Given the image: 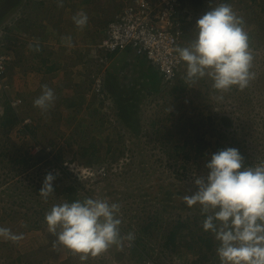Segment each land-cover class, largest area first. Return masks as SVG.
Returning a JSON list of instances; mask_svg holds the SVG:
<instances>
[{"label": "rangeland", "instance_id": "obj_1", "mask_svg": "<svg viewBox=\"0 0 264 264\" xmlns=\"http://www.w3.org/2000/svg\"><path fill=\"white\" fill-rule=\"evenodd\" d=\"M185 1L191 11L186 45L197 20L220 3L243 18L254 57L248 87L219 93L208 78L186 82L185 70L173 84L159 73L143 83L135 73L116 81L107 64L105 97L92 87L89 111L71 108L62 88L53 106L41 112L34 106L41 91L34 96L31 89L41 74L31 66L63 61L67 70L89 75L97 63L91 50L121 1L0 0V29L7 31L12 58L0 81V120L8 116L7 103L22 101L18 123L0 127V155L12 140L34 158L28 169L0 166V227L23 235L18 242L0 239V264H220L213 234L202 229L200 208L186 207L182 197L196 191L194 175H207L205 165L216 152L236 148L244 166L264 163V0ZM37 8L41 18L51 19L55 38V45L38 42L39 51ZM79 13L88 17L82 28L73 21ZM70 80L66 76V88ZM90 116L96 125L82 127ZM49 173L55 176L54 191L44 200L39 191ZM85 198L118 203L121 235L132 233L134 240L84 262L56 244L45 214L54 204Z\"/></svg>", "mask_w": 264, "mask_h": 264}, {"label": "clouds", "instance_id": "obj_2", "mask_svg": "<svg viewBox=\"0 0 264 264\" xmlns=\"http://www.w3.org/2000/svg\"><path fill=\"white\" fill-rule=\"evenodd\" d=\"M73 21L82 28L88 17L79 13ZM243 25V18L228 3L201 16L194 38L175 49L185 68V81L208 78L219 93L248 87L255 76L251 71L254 57ZM35 50L39 51L38 44ZM55 100L54 91L45 85L34 106L47 112ZM205 168L206 176L194 175L196 191L182 199L186 207L200 208L205 217L202 229L213 234L220 264H264V163L246 167L238 149L226 148L212 154ZM54 181L53 174L45 176L39 191L44 200L53 195ZM119 213L120 205L107 198L65 200L50 208L45 222L56 236L55 243L84 262L134 240L132 233L121 235ZM0 239L18 242L23 235L0 227Z\"/></svg>", "mask_w": 264, "mask_h": 264}, {"label": "built area", "instance_id": "obj_3", "mask_svg": "<svg viewBox=\"0 0 264 264\" xmlns=\"http://www.w3.org/2000/svg\"><path fill=\"white\" fill-rule=\"evenodd\" d=\"M121 9L103 32V38L91 50L96 59L93 74L96 96L105 97L102 69L110 55L127 50L146 59L165 84L179 80L185 68L178 62L175 49L186 46V26L191 11L185 0H120ZM5 29H0V81L6 80L12 58ZM21 100L13 102L17 109Z\"/></svg>", "mask_w": 264, "mask_h": 264}, {"label": "crops", "instance_id": "obj_4", "mask_svg": "<svg viewBox=\"0 0 264 264\" xmlns=\"http://www.w3.org/2000/svg\"><path fill=\"white\" fill-rule=\"evenodd\" d=\"M120 9H121V3L120 5L118 4V8L115 12V15L111 19V21L120 12ZM34 17H35L34 29H37V31H40L42 33V34H36L37 37L35 40L37 41L35 42V44H37L38 42H42V41L46 43L48 41L55 45V42L53 41V39H55L54 30H53L54 25L50 21L51 19L49 20L45 18L44 20L43 17L41 18L39 9L37 10V13L34 15ZM42 24L43 26H41ZM105 29L106 28L101 30L99 41L98 42L95 41L97 44L101 42L103 38V32ZM61 30H62L61 33L64 37L65 35V32L63 31L64 27ZM51 49L53 48H50V50ZM51 61H48L47 59L46 61H44V63L41 66H36V65L31 66L32 68H30V71L36 72L35 69L37 71H40L39 73L41 75H39V77L42 78V79L40 78L39 82H37L38 85L31 86V89L33 90L32 95L35 96V95L40 94V93H35V92L38 90L42 91V88L45 85L51 88L54 91L56 96L57 94L60 93L62 88H64V91H66L65 93H67L69 96L70 100H68L67 102H70L69 105H71V108L79 107L80 111L81 110L83 111V109L84 110L87 109L89 111L92 107L91 104L94 99V97L93 98L90 97L91 89L93 87V74L94 72H97L98 69H92V72L89 71V75L88 74L82 75L83 73L80 74L76 67L72 68L71 70H67L66 69L67 67L63 61H53V60ZM95 68H96V64H95ZM79 69H81V67ZM106 70H107V73L110 74V76L113 77V79H115L116 81L122 76L123 78L124 77L126 78L135 73L136 75H138L137 77H139L142 80V83L146 79L153 78L152 76L158 73L149 66L146 59L135 56L132 53V51H129V50L122 52V53L110 55V61L107 65ZM66 76L70 77L71 79L70 86H68L67 88H66ZM105 77H106V74H105ZM122 96L124 97L123 94ZM90 118L91 119L85 120V123L87 122V124L82 127L92 128L93 126L96 125V122L94 121L95 118H93L92 116H90Z\"/></svg>", "mask_w": 264, "mask_h": 264}, {"label": "trees", "instance_id": "obj_5", "mask_svg": "<svg viewBox=\"0 0 264 264\" xmlns=\"http://www.w3.org/2000/svg\"><path fill=\"white\" fill-rule=\"evenodd\" d=\"M3 15V14H2ZM152 68V67H151ZM140 79V78H139ZM157 81H159V78H156ZM6 105V112H5V117L6 119L0 120V127L1 128H8V126H13L16 125L17 122V117H18V110L15 109L12 105L7 103ZM4 117V118H5ZM28 128L26 127L25 130ZM29 132V131H27ZM1 158L2 161H0V166H4L6 164L10 165H19V168L17 170H21V168L28 169L30 166V163L34 160L33 156L30 155L28 150L26 151L22 145L18 143H14L12 140H7L6 143L3 144V150H1ZM13 166V167H14ZM11 167V168H13ZM9 168V170L11 169ZM38 191V190H37ZM173 235V236H172ZM172 235L170 236V241L171 243H175V237L177 238L176 232H172Z\"/></svg>", "mask_w": 264, "mask_h": 264}]
</instances>
